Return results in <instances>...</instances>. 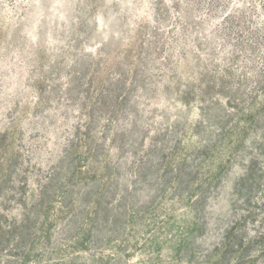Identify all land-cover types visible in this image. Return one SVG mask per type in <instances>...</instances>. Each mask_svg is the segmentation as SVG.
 <instances>
[{
	"label": "rangeland",
	"instance_id": "rangeland-1",
	"mask_svg": "<svg viewBox=\"0 0 264 264\" xmlns=\"http://www.w3.org/2000/svg\"><path fill=\"white\" fill-rule=\"evenodd\" d=\"M0 264H264V0H0Z\"/></svg>",
	"mask_w": 264,
	"mask_h": 264
}]
</instances>
